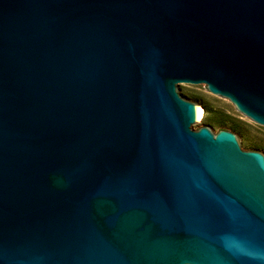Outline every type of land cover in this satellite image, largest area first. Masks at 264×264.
<instances>
[{
  "label": "water",
  "instance_id": "1",
  "mask_svg": "<svg viewBox=\"0 0 264 264\" xmlns=\"http://www.w3.org/2000/svg\"><path fill=\"white\" fill-rule=\"evenodd\" d=\"M264 0H0V264H264Z\"/></svg>",
  "mask_w": 264,
  "mask_h": 264
},
{
  "label": "rangeland",
  "instance_id": "2",
  "mask_svg": "<svg viewBox=\"0 0 264 264\" xmlns=\"http://www.w3.org/2000/svg\"><path fill=\"white\" fill-rule=\"evenodd\" d=\"M192 99H203L218 113L213 117L205 112L203 126L212 125L217 131H241L250 137L248 150L264 153V125H260L240 112L226 97L211 93L206 84H184Z\"/></svg>",
  "mask_w": 264,
  "mask_h": 264
}]
</instances>
